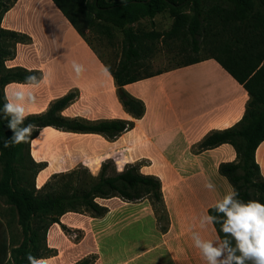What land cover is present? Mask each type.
<instances>
[{"label":"crops","instance_id":"0c3cea01","mask_svg":"<svg viewBox=\"0 0 264 264\" xmlns=\"http://www.w3.org/2000/svg\"><path fill=\"white\" fill-rule=\"evenodd\" d=\"M174 22L168 12L156 15L152 21L137 22L134 25L137 32L162 34L148 44L147 53L137 54L146 55L147 61L153 62L172 56L178 41L171 38L177 35ZM0 29L19 35L15 42L1 39L4 48L12 52L4 59V69H24L48 77L47 82L33 89L36 103L29 105L28 117L45 114L58 101L73 95L74 99L60 111L63 118L84 123H133L114 139L53 126L40 128L30 142L31 156L41 165L35 178L37 189L43 188L54 175L82 168L98 176L108 162H113L117 172L137 167L142 175L156 177L161 183L168 217L166 230H162L148 198L101 199L103 203L99 204L108 211L102 217H94L101 218L100 232L92 235L98 239L97 245L82 250L83 256L71 264L87 259L92 264H205L191 235L195 231L203 239H215L218 235L222 239L216 225L201 229L199 219L204 214L210 215L211 205L226 193L229 184L233 186L220 167L236 163L238 154L229 143L207 150L200 146L208 135L236 126L245 116L249 98L244 85L220 63L219 51L215 50L216 46L225 48L231 36L220 35V29L213 28L197 36L203 39L211 34L205 38L207 44L215 47L211 53L189 64L155 66L143 78L124 85L126 93L144 104V114L136 118L121 101L110 71L123 58L122 48L115 65L108 66L86 39L85 32H93V28L86 25L81 34L53 0H15L3 13ZM166 34L171 36L165 38ZM109 35L105 33L110 39ZM222 52L230 55L229 51ZM72 61L83 65L81 76H76ZM20 83H6L3 94L5 86H9L10 94ZM254 157L264 180V141L255 149ZM43 177L45 180L40 183ZM209 179L215 185L214 191L204 187ZM68 215H76L73 221L84 224V228L74 225L76 228L87 231L94 227L93 218L86 221V215L90 214H64L47 232V246L58 253L57 258L62 252L61 220ZM89 233L78 242L69 239L70 248H83Z\"/></svg>","mask_w":264,"mask_h":264},{"label":"trees","instance_id":"16d2710c","mask_svg":"<svg viewBox=\"0 0 264 264\" xmlns=\"http://www.w3.org/2000/svg\"><path fill=\"white\" fill-rule=\"evenodd\" d=\"M14 1L4 3V0H0V21ZM53 1L81 34L80 19H84V23L90 28L101 29L106 24H112L122 33L123 58L110 71L118 85L121 101L136 118L144 114V104L126 93L123 86L144 77L133 76L143 68L148 59L146 55L137 53H147L148 44L162 36L154 31H135L134 25L137 22L142 19L152 21L156 15L168 12L175 19V34L184 30L191 37L192 33L201 36L217 27L231 36L230 40H226L227 46L223 48L229 51V60L224 61L219 56L218 59L248 91L246 113L233 128L208 135L200 147L207 150L224 143L232 144L237 151L238 161L221 165V173L239 190L240 199L245 202L256 199L264 203V180L259 174L254 157L255 149L264 141V20L262 19L260 26H252L250 20L245 24V17L242 16L249 12L253 0H225L226 3L223 0ZM236 10L241 11L237 16ZM98 22L103 25H97ZM105 29L108 30V27ZM109 34L111 36V32ZM163 36L168 38L171 35ZM4 37L15 42L19 35L0 29V107L5 103L3 86L10 81L23 82L25 76L30 74L24 69H4L5 57L12 55L1 43ZM196 60L198 59L183 63L189 64ZM73 99L74 96L69 95L53 105L47 113L28 117L25 123L32 122L37 126L31 137L26 143L8 148L4 147V142L12 132L7 127V120L0 114V199L16 214L17 225L23 234L22 242L15 245L12 242L10 224L3 219L0 210V264H28L26 255L29 252L37 258L48 257L53 252L47 246L50 226L59 223L60 218L69 212L90 214L93 217L104 216L108 209L97 203V198L121 197L127 201L148 198L162 230L167 229L168 217L161 183L156 177L142 175L137 167L131 166L117 172L113 162H108L103 165L98 176L82 168L69 174L54 175L43 188H36L35 178L41 165L31 156L30 142L40 128L53 126L72 132L98 133L114 139L133 125L127 121L84 123L63 118L60 111ZM58 180L61 182L54 183ZM210 215L217 213L211 209ZM215 225L223 239L220 225ZM77 264H92V261L87 259Z\"/></svg>","mask_w":264,"mask_h":264},{"label":"clouds","instance_id":"9594fccd","mask_svg":"<svg viewBox=\"0 0 264 264\" xmlns=\"http://www.w3.org/2000/svg\"><path fill=\"white\" fill-rule=\"evenodd\" d=\"M71 66L77 77L85 70L76 61H72ZM47 81V74L37 76L30 73L10 94L7 91L9 86H5V103L0 107V114L12 132L4 142L5 148L26 143L31 137L37 126L25 121L31 114L29 105L36 103L33 89ZM204 187L209 191L215 190L210 179ZM239 197V190L229 184L226 193L211 205L217 215L204 214L199 219L201 229L219 224L223 239L219 235L215 239H203L199 232H192L191 239L205 264H264V203L256 200L245 202ZM26 259L28 264H48L47 258H37L30 252Z\"/></svg>","mask_w":264,"mask_h":264},{"label":"rangeland","instance_id":"374dc122","mask_svg":"<svg viewBox=\"0 0 264 264\" xmlns=\"http://www.w3.org/2000/svg\"><path fill=\"white\" fill-rule=\"evenodd\" d=\"M223 1H224L223 3H226L225 0ZM260 2L258 0H253L252 5L248 9L249 12L242 14V16L245 17L244 21L246 22L250 20L252 26L255 24H258V26H260V24L264 20V2L263 3L262 2L260 3ZM228 8L231 9V6H228ZM235 13L237 16L239 13H241V11L236 10ZM79 22H80L79 27L82 29V31H85L86 24L84 23V19H80ZM245 24H248V22H246ZM97 25H103V24L98 22ZM106 27H108V30L105 29ZM107 31L111 32L112 37L108 34ZM105 33L110 36V39L108 37H105ZM189 34H190L189 32H186L184 30L177 32V35L171 37V38L176 37V39L178 40L177 44L173 46V48H175V53L172 56L169 55L166 57H162L163 59L160 58V61H157V62H153L152 59L148 60L147 62L144 63L143 68H140L139 70H137V72L133 76L139 77L144 74H148L154 71L155 66H160L162 68H169L177 64H180L182 62H186L188 60L198 59L202 56H205L211 53L213 49L215 48V47L212 48L211 45L207 44V39H205L207 38L208 35H211L210 33L204 35L203 39H198L197 35L193 33H192V37ZM219 34L220 35L222 34L225 36V33L222 32L221 30H219ZM85 36H86V39L92 45V47L97 51V53L106 62V64L110 67L114 66L115 63L117 62V58L120 56V52L122 48V41H123L122 33L112 24H106L101 29L96 27L95 29H93V32L86 31ZM175 42L176 41L173 40V43ZM215 50L216 52L219 51L217 53L219 54V57L222 58L224 61L229 60L231 55L229 56L224 55L222 52V50L224 49L222 47L220 49V47L216 46ZM220 50L222 53L220 52ZM88 177L89 176H87V178ZM43 180H45V177L40 178L39 182L41 183L43 182ZM59 182L61 181L58 180L57 182H54V183H59ZM101 199L102 198H97L96 202L103 203V200ZM0 210H1L3 219L6 220L10 224L12 242L15 245H19L23 240V234L21 233L20 227L17 225L16 214L14 213V211H12V209L8 205H6L3 199H0ZM86 216H87L86 217L87 222L91 218L94 219L93 220L94 227L93 229L92 228L87 229V231L91 233H89L88 237L84 240L83 248L79 250L78 249L74 250L73 248H70V243L68 242V240L70 239L73 242H78L82 240L84 238V234L87 231L84 229L76 228L75 226L84 228V224H77L73 221L74 219L72 218L77 217L76 215H68L67 218H64L63 220H61L63 227L60 226V231H62V234H61L62 241H61L60 249L62 250V252L60 256H58L57 258L56 256L58 253L56 254V252L53 251L52 254H50L47 257L48 258L47 260L50 264H53V263L71 264L74 261L78 260L81 256H83V253H81L82 250H85L86 248L87 250L92 249L94 246L97 245L96 242L98 239H96L95 237H92V235H95L96 233L100 232L101 218L91 217L92 215L91 216L86 215ZM68 219L70 220L68 221ZM93 255L95 256V254Z\"/></svg>","mask_w":264,"mask_h":264}]
</instances>
